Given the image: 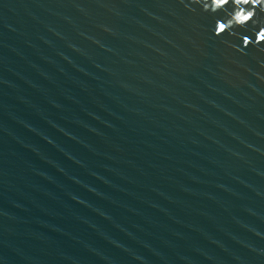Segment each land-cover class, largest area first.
Listing matches in <instances>:
<instances>
[{"label": "water", "instance_id": "water-1", "mask_svg": "<svg viewBox=\"0 0 264 264\" xmlns=\"http://www.w3.org/2000/svg\"><path fill=\"white\" fill-rule=\"evenodd\" d=\"M0 264H264V0H0Z\"/></svg>", "mask_w": 264, "mask_h": 264}, {"label": "snow or ice", "instance_id": "snow-or-ice-1", "mask_svg": "<svg viewBox=\"0 0 264 264\" xmlns=\"http://www.w3.org/2000/svg\"><path fill=\"white\" fill-rule=\"evenodd\" d=\"M229 2V0H211V4L213 5H216L217 7H221V6H224L225 4H227ZM243 3H248V0H243ZM209 3H206L204 5V7L207 9L209 7ZM239 15V14H238ZM249 19V16L248 15H244L243 17V21H246ZM223 29V26L221 25L220 26V29L219 30H222Z\"/></svg>", "mask_w": 264, "mask_h": 264}, {"label": "clouds", "instance_id": "clouds-1", "mask_svg": "<svg viewBox=\"0 0 264 264\" xmlns=\"http://www.w3.org/2000/svg\"><path fill=\"white\" fill-rule=\"evenodd\" d=\"M237 3H242L243 0H236ZM243 17L244 15H237V19L240 20V21H243Z\"/></svg>", "mask_w": 264, "mask_h": 264}]
</instances>
